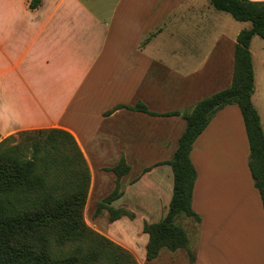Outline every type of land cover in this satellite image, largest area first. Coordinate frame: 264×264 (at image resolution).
I'll list each match as a JSON object with an SVG mask.
<instances>
[{"label":"crops","instance_id":"obj_1","mask_svg":"<svg viewBox=\"0 0 264 264\" xmlns=\"http://www.w3.org/2000/svg\"><path fill=\"white\" fill-rule=\"evenodd\" d=\"M28 4L0 0V141L30 130L71 133L91 170L88 202L114 191L117 177L105 169L124 158L131 170L111 206L135 218L107 222L101 232L142 264L144 225L159 222L173 196L172 168L157 164L173 159L187 121L114 109L143 103L160 115L186 113L228 88L242 30L222 35L210 0H43L36 10ZM210 47L216 59H193ZM252 99L264 129L256 87ZM249 158L242 113L228 106L191 154L198 174L192 208L201 218H192L194 264H264V207Z\"/></svg>","mask_w":264,"mask_h":264},{"label":"trees","instance_id":"obj_2","mask_svg":"<svg viewBox=\"0 0 264 264\" xmlns=\"http://www.w3.org/2000/svg\"><path fill=\"white\" fill-rule=\"evenodd\" d=\"M43 0H29L36 10ZM217 11L238 22H250L238 37L231 85L198 102L189 112L160 115L146 105L118 106L154 116H183L187 128L169 165L173 171V196L166 216L145 223L148 235L146 259H157L164 249L175 252L188 247L189 238L177 224L179 217L201 218L192 208L197 170L191 154L196 140L224 108L237 105L242 113L250 145L249 168L264 207V129L253 103L255 71L251 43L264 39V2L210 0ZM113 111L108 112L111 114ZM106 171L116 175L114 191L97 204L96 216L110 212V221L135 215L111 204L122 195L121 179L130 170L123 158ZM91 170L75 137L52 128L22 131L0 141V264H139L126 248L92 229L84 212L91 186ZM196 261V255L192 257Z\"/></svg>","mask_w":264,"mask_h":264},{"label":"rangeland","instance_id":"obj_3","mask_svg":"<svg viewBox=\"0 0 264 264\" xmlns=\"http://www.w3.org/2000/svg\"><path fill=\"white\" fill-rule=\"evenodd\" d=\"M207 3L209 5V0H207ZM215 13L218 15V17L222 19L221 23L220 24L218 23L219 32L222 33V35H225V37L232 38L234 36V32H237V30H243L245 28L251 27L250 22H238L234 20L229 14L223 12H215ZM199 50L200 52L198 53V56L194 57L193 59H196L198 61H201V59H216V52L213 53L212 55L211 54L208 55L210 51L212 52L211 47L205 49H199ZM251 51L255 59L254 68H255V76H256V89L258 91L257 107L264 116V39H262L259 36L254 37L251 43ZM233 58L234 57L230 59ZM170 59H179V58L171 57ZM222 59L224 58L222 57ZM225 59H229L228 56L225 55ZM233 106L238 109L237 105H233ZM90 192H91V187L89 190L88 199H89V195L91 194ZM88 199L84 212L85 221L92 229L102 234L101 229L108 223L110 224L112 223L110 221V217H108L107 221H105L102 219L101 215L96 216L97 204L102 199H104V197L98 198L96 200H92L91 197L90 200L91 202L90 201L88 202ZM113 208L128 211L127 208H116L115 206ZM176 222L180 227H182L185 230V232L188 235L189 238L188 247L184 249H180L175 252L164 249L160 252L159 257L151 262H147L146 253H145L143 256L144 260L142 259L143 260L142 264H194L192 257L193 255H196V250H197L198 226L196 225L195 221L192 218H187V217H179ZM139 258L142 257L140 256Z\"/></svg>","mask_w":264,"mask_h":264}]
</instances>
